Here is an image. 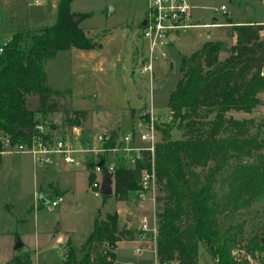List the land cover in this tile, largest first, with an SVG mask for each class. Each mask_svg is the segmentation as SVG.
Listing matches in <instances>:
<instances>
[{"label":"trees","instance_id":"16d2710c","mask_svg":"<svg viewBox=\"0 0 264 264\" xmlns=\"http://www.w3.org/2000/svg\"><path fill=\"white\" fill-rule=\"evenodd\" d=\"M71 1H58L52 24L13 31L0 53V131L13 141H28L34 134L51 137L48 131L36 129L38 114L60 110L64 123L77 126L87 118V110L72 109L60 100L65 91L48 85L45 70L46 59L59 50L101 46L79 25L91 13L72 11ZM226 20L232 43L207 39L180 56L178 77L167 99L170 120L163 127L155 124L161 139L153 153L142 150L129 163L115 152L110 175L116 200L136 197L143 171L153 166L156 264H199L201 245L214 264H244L246 259L233 255L239 244L246 251L264 249V220L254 225L250 235H245L243 220L232 223L241 208L264 194V121L228 114L250 112L259 103L264 90V22ZM28 128L29 132L19 131ZM173 129L180 132L179 138H171ZM109 131L111 145L119 131ZM95 178L90 170L89 186ZM135 233L119 227L117 213L100 217L98 208L82 244L75 248L66 240L63 264H119L116 244L132 240ZM30 262L24 252L5 264Z\"/></svg>","mask_w":264,"mask_h":264},{"label":"rangeland","instance_id":"374dc122","mask_svg":"<svg viewBox=\"0 0 264 264\" xmlns=\"http://www.w3.org/2000/svg\"><path fill=\"white\" fill-rule=\"evenodd\" d=\"M58 1L0 0V20L3 24L27 28L48 25L56 18ZM190 3L191 22L199 26L180 32L168 49V56L154 62L150 75L142 71L138 63L141 54L146 51L140 30L146 0L71 1L72 11L91 13L79 25L101 46L94 49L74 47L59 50L53 57L46 59L45 70L48 85L65 91V98L61 101L65 100V104L72 109L87 110L86 120L78 125L82 134L117 129L120 136L130 130L141 131L150 119L154 126L163 127L170 120L167 99L178 77L180 56L189 54L207 39H223L228 44L232 43L234 37L226 33V17H230L232 23L264 22L262 0H190ZM221 5L225 6L224 10L220 8ZM7 37L8 31L0 34V43ZM261 37H264V29ZM260 93L259 103L252 111H230L228 114L235 118H253L255 122L264 121V90ZM63 118L64 114L60 110L38 114L44 129L54 128L52 131L55 135L63 134L70 126L63 122ZM170 134L171 138L180 137L177 129L171 130ZM155 137L156 141L160 140L161 132L155 131ZM115 158L116 154L113 153L112 160L115 161ZM124 158L132 163L127 157ZM83 170L85 168L79 167L75 172L34 171L28 154H2L0 264H5L14 253L24 252L29 253L30 264H63L66 240L70 239L72 246L78 248L89 233L98 208L100 217L115 212L119 227H130L136 231L132 240L122 239L116 244L114 251L117 252V263L156 264L153 231L150 230L154 218L152 210L155 209V203L152 204V199L157 192L156 185L154 190L144 189L147 190L145 197H139L136 193L137 196H132L130 200H116L113 193L104 197L92 191ZM52 183L60 186L61 194L53 189ZM150 184L148 181L147 185ZM36 190H39L38 195L45 196V202L42 204L37 200L34 206ZM51 197L56 200L60 198L52 209ZM126 212L133 214L132 221L127 219ZM262 215L264 194L254 199L248 207L241 208L240 215L232 219V223L243 220L245 235H250L254 225L264 220ZM143 217H146V229L141 227ZM18 240L22 245L14 248ZM135 248H140V251L137 252ZM233 251L235 257L246 259L244 264H264V249L251 252L239 244ZM199 264H214L202 245Z\"/></svg>","mask_w":264,"mask_h":264},{"label":"built area","instance_id":"2783aa9c","mask_svg":"<svg viewBox=\"0 0 264 264\" xmlns=\"http://www.w3.org/2000/svg\"><path fill=\"white\" fill-rule=\"evenodd\" d=\"M146 10L143 19L145 23L140 24L141 37L145 41L146 51L143 52L138 60L142 71H147L150 75L154 69V62L160 58L164 59L168 56V49L174 42V39L180 32L186 31L189 28L199 26L191 22L192 5L190 0H146ZM221 9H225L221 5ZM211 26L214 24H210ZM216 25V24H215ZM7 40L0 43V53L6 45ZM141 125V122L138 123ZM147 125L141 131L132 130L123 133L109 145L110 131L109 129L92 134H82L77 125L67 127L61 135H55L52 131L54 128H46L38 123L36 129L39 133L51 134V137H43L40 134L32 135L28 141H13L9 134L0 131V153H21L25 152L32 156L36 165L43 167H55L60 163L79 166L91 170L96 174V178L91 182L90 189L96 194H99V188L102 181V170L106 169L112 174L114 162L112 154L115 152L122 153L134 162L139 158L142 150H149L153 153L154 144L156 142L153 121L150 119ZM136 141H140L141 144ZM106 154L107 159L104 160L102 156ZM93 158L88 166L89 159ZM101 161V163H100ZM151 184L148 186L147 182ZM142 188L139 191V197H145L146 191L154 190L155 177L153 166L150 171L144 170L141 178ZM154 194V192H153ZM58 200L50 198V209L57 205ZM154 200V198H153ZM153 225L150 229L153 231V244L155 256V235L156 223L155 213L153 214ZM141 227L146 229V217H143ZM138 252L140 248H135ZM241 259H243L241 257Z\"/></svg>","mask_w":264,"mask_h":264},{"label":"crops","instance_id":"0c3cea01","mask_svg":"<svg viewBox=\"0 0 264 264\" xmlns=\"http://www.w3.org/2000/svg\"><path fill=\"white\" fill-rule=\"evenodd\" d=\"M71 4V3H70ZM1 11V10H0ZM56 19V18H55ZM1 21V20H0ZM55 21V20H54ZM53 21V22H54ZM52 22V23H53ZM52 23H50V24H52ZM49 25V24H48ZM21 27H23V26H19V25H14V24H3V22L1 21L0 22V34H2V33H5L6 31H8V37L4 40V41H6V40H8L10 37H11V34H12V32L13 31H15V30H17V29H19V28H21ZM4 31V32H3ZM3 42V41H2ZM1 42V43H2ZM72 48H74V47H72ZM71 126H73V125H70L69 127H71ZM66 130V129H65ZM68 130V129H67ZM106 130H108V129H105L104 131H106ZM104 131H102V132H104ZM125 133V132H124ZM138 143H140V141H137ZM2 154H4V153H2ZM21 154H28V153H25V152H21ZM30 157H31V161H32V163H33V169H34V171H35V169H36V171H42V172H49V171H53V170H58V171H60V170H63V171H76L77 170V168H79V166H77V167H73V166H70V165H66V164H63V163H60L59 165H57V166H55V167H43V166H39V165H36L35 163H34V161H33V159H32V156L30 155V154H28ZM2 157V156H1ZM83 171H85V173H86V176L88 177V174H89V170L88 169H86L85 168V170H83ZM53 184V183H52ZM53 186H54V184H53ZM88 187H90L89 186V184H88ZM40 189H42V188H40ZM39 189V190H40ZM54 190H56V191H59L60 192V194H61V189H60V186L59 185H56V186H54V188H53ZM39 190H36V191H34V206H36L35 204H36V202H37V200L39 201V202H41L40 200V196H41V198H43V199H45V196H43L42 194H39L38 195V193H37V191H39ZM59 194V195H60ZM43 203V202H42ZM152 204H154V200L152 199ZM153 206V205H152ZM133 208H135V207H133ZM155 213V209L154 210H152V214H154ZM125 215H126V217H127V219L129 220V221H132L131 220V217H133V214L132 213H129V212H126L125 213ZM128 215L130 216V218H128ZM133 219V218H132ZM66 243V242H65ZM64 246H65V244H64ZM116 252V251H115ZM15 254V253H14ZM13 254V255H14ZM17 254V253H16ZM116 254H117V252H116ZM12 255V256H13ZM11 256V257H12ZM123 263H128V262H123ZM123 263H120L119 262V264H123ZM131 263H133V262H131ZM134 264V263H133Z\"/></svg>","mask_w":264,"mask_h":264},{"label":"water","instance_id":"95a60500","mask_svg":"<svg viewBox=\"0 0 264 264\" xmlns=\"http://www.w3.org/2000/svg\"><path fill=\"white\" fill-rule=\"evenodd\" d=\"M262 1L264 2V0H262ZM144 23H145V19H142L140 24L143 25ZM259 96H262V93H260ZM19 131L20 132H29L30 129L29 128L26 130L19 129ZM100 163H101V161H100ZM99 193L101 195H111L113 193V180H112L110 173L106 169L102 170V181L100 184ZM40 199H41L40 200L41 202H43V203L45 202V199H43L41 197H40ZM128 218H130L129 215H128ZM21 245H22V243L18 240L14 244V248L20 247Z\"/></svg>","mask_w":264,"mask_h":264},{"label":"flooded vegetation","instance_id":"af4514ba","mask_svg":"<svg viewBox=\"0 0 264 264\" xmlns=\"http://www.w3.org/2000/svg\"><path fill=\"white\" fill-rule=\"evenodd\" d=\"M140 23H141V21H140Z\"/></svg>","mask_w":264,"mask_h":264}]
</instances>
